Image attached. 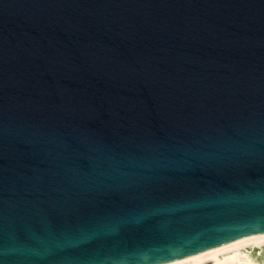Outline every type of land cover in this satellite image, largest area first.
Returning a JSON list of instances; mask_svg holds the SVG:
<instances>
[{
	"label": "water",
	"instance_id": "95a60500",
	"mask_svg": "<svg viewBox=\"0 0 264 264\" xmlns=\"http://www.w3.org/2000/svg\"><path fill=\"white\" fill-rule=\"evenodd\" d=\"M261 233L264 0H0V264Z\"/></svg>",
	"mask_w": 264,
	"mask_h": 264
},
{
	"label": "bare ground",
	"instance_id": "6f19581e",
	"mask_svg": "<svg viewBox=\"0 0 264 264\" xmlns=\"http://www.w3.org/2000/svg\"><path fill=\"white\" fill-rule=\"evenodd\" d=\"M251 247L259 249L257 254L264 255V233L254 234L244 239L203 251L167 264H247L236 252H250ZM253 254V253H251Z\"/></svg>",
	"mask_w": 264,
	"mask_h": 264
},
{
	"label": "rangeland",
	"instance_id": "374dc122",
	"mask_svg": "<svg viewBox=\"0 0 264 264\" xmlns=\"http://www.w3.org/2000/svg\"><path fill=\"white\" fill-rule=\"evenodd\" d=\"M259 249L251 247L250 252H245L244 250H240L236 253L240 255V258L243 261H246L247 264H264V255L257 254ZM253 253V254H251ZM210 263V262H209ZM207 263V264H209Z\"/></svg>",
	"mask_w": 264,
	"mask_h": 264
}]
</instances>
